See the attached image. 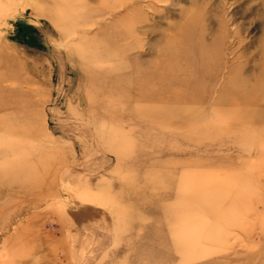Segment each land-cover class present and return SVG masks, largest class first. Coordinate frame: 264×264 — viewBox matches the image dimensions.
I'll list each match as a JSON object with an SVG mask.
<instances>
[{
    "label": "rangeland",
    "instance_id": "obj_1",
    "mask_svg": "<svg viewBox=\"0 0 264 264\" xmlns=\"http://www.w3.org/2000/svg\"><path fill=\"white\" fill-rule=\"evenodd\" d=\"M0 264H264V0H0Z\"/></svg>",
    "mask_w": 264,
    "mask_h": 264
}]
</instances>
